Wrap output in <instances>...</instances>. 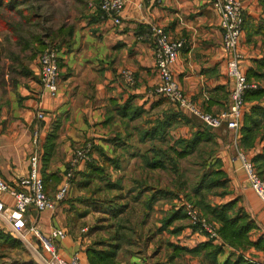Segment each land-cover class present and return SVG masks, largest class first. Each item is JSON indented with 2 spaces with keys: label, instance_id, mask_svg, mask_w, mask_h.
<instances>
[{
  "label": "crops",
  "instance_id": "1",
  "mask_svg": "<svg viewBox=\"0 0 264 264\" xmlns=\"http://www.w3.org/2000/svg\"><path fill=\"white\" fill-rule=\"evenodd\" d=\"M87 1H79L81 4L73 8L64 24L70 34L59 47L55 97L40 84L37 55H23L27 73L18 69L13 79L8 77L7 66L0 70V177L10 187L20 190L19 180L28 174L29 157L36 148L32 144L34 133L42 157L47 135L55 127L54 149L42 168L45 192L50 198L76 152L90 145V160L77 163L66 198L53 210L38 211L29 205L22 215L26 225H35L44 234L52 228L65 230L66 238L55 242L59 254L66 259L78 257L84 264H89L87 249L100 241L101 247L119 243L115 264H223L237 257L251 264H264L262 249L251 244L238 248L228 244L219 234L221 223L211 212L198 207L216 225L217 238H209L191 226L179 207L184 198L179 200L180 194L167 191L169 185L163 181L162 173L169 171L173 182L180 185L182 160L199 157L207 181L214 172L222 176L220 184L210 186V190L206 180L203 186L197 185L204 191L196 193L197 200L210 207L233 202L229 214L244 212L255 224L248 240L254 243L264 238L261 200L235 156L236 147H240L257 171L264 170V163L254 159L264 154V95L245 101L240 127L231 130L204 127L155 92L160 76L150 28L161 26L173 39L184 42L171 71L187 99L212 114L228 108V54L222 48L220 18L211 0H128L119 24L91 11ZM241 5L244 24L239 41L240 66L255 88L264 89V0H241ZM246 117L256 118L253 138L248 143H244L242 134ZM197 129H205L206 138L186 157H177L181 150L177 143L190 138ZM154 159L163 165L150 167L148 163ZM93 163L101 168L100 176L93 181L102 190V199L110 195L114 203L125 204L126 200L129 205L117 214L95 212L105 215L101 216L105 223L109 221L114 227L100 228L92 235L77 224L91 214L83 202L89 186L80 188L78 181ZM195 164H200L198 159ZM1 196L10 205L8 196ZM177 210L184 215L163 226L167 216ZM117 222H126V229ZM6 235L13 240L17 237L0 220V249L10 250L0 258V264H47L32 235L27 234L25 241L37 251L38 258L33 260L19 252L17 257L13 250H19L21 243L7 247ZM206 243L209 245L198 248Z\"/></svg>",
  "mask_w": 264,
  "mask_h": 264
},
{
  "label": "built area",
  "instance_id": "2",
  "mask_svg": "<svg viewBox=\"0 0 264 264\" xmlns=\"http://www.w3.org/2000/svg\"><path fill=\"white\" fill-rule=\"evenodd\" d=\"M128 0H98L97 3H89V8L99 10L102 18H110L115 24L121 22V12ZM211 5L220 18L222 48L228 54L226 64L227 76L231 80L229 89V105L226 110L218 114H212L201 110L196 104L184 95L179 84L174 79L171 65L178 58L183 47V40L173 39L161 26L150 28V38L153 43V54L156 70L160 76V83L155 92L164 95L175 103L180 110L198 117L201 122L211 128L224 126L226 129L238 130L240 119L244 109L242 94L248 87H255L254 83H248L246 75L242 71L240 61L242 55L239 51V41L243 32L244 18L241 0H211ZM60 48L57 45L48 46L38 57L39 80L46 92L55 97L58 92L59 56ZM129 80L130 76L127 77ZM38 118L43 115L37 114ZM32 144L36 147L29 157L28 174L19 180L20 190L10 187L0 177V220L4 222L17 238L25 241L27 234L32 235L38 242L40 253L47 264H84L78 257L66 259L57 250L55 242L66 238L67 233L61 228H52L48 234L42 233L35 225H26L22 215L29 205H34L38 211L53 210L56 203L62 202L68 193V189L75 177V167L79 161L90 160V145L76 152L69 167L64 171L62 179L50 198L44 191L41 175V154L37 134L34 133ZM235 156L240 162L246 179L264 209V180L258 175L252 160L245 152L236 147ZM2 194H6L10 205H6ZM183 210L191 226L204 232L209 238H217L216 225L208 221L200 210L191 202H182ZM8 210H12L10 213Z\"/></svg>",
  "mask_w": 264,
  "mask_h": 264
},
{
  "label": "trees",
  "instance_id": "3",
  "mask_svg": "<svg viewBox=\"0 0 264 264\" xmlns=\"http://www.w3.org/2000/svg\"><path fill=\"white\" fill-rule=\"evenodd\" d=\"M86 1V0H79ZM39 5L35 4L31 0H0V30L8 29L12 32L13 48L8 47L7 52V74L10 79H13L14 72L18 69L24 70V59L23 55L28 58H34L39 52L43 51L48 44L56 43L58 47L63 45L65 37L69 36L70 29H65L64 26L57 28L55 31L50 30V32H45V38L48 42L43 41V35L40 30V20L38 21ZM10 39H6L9 41ZM48 43V44H47ZM248 83H251L248 75L246 76ZM264 95V89L248 87L244 90L242 94L243 102L246 100L259 98ZM243 114V113H242ZM194 118L201 120L193 114H190ZM202 123V122H201ZM203 124V123H202ZM256 124V118L246 117L244 118V123L242 127L243 141L248 143L253 138L252 131ZM204 127H208L203 124ZM55 127L50 133H48L45 144L43 146V154L41 157V175L42 168L46 167L49 159L52 155L54 149V139H55ZM206 138L205 129L194 131L190 138L185 140H180L177 144H180L181 150L177 153V157H186L188 154L192 153L197 145ZM256 161H261L264 163V154H258L255 158ZM150 167H159L163 165L159 160L154 159L152 162L148 163ZM255 167V166H254ZM256 169V168H255ZM257 171V170H256ZM260 178L263 179L264 170L257 171ZM101 168L96 166L94 163L89 164L86 171L81 174L80 180L78 181V186L80 188H88L91 181L95 177L100 176ZM207 172H204L200 178V184L207 179ZM222 176L220 172H214L210 180H206L207 190H210V186L218 185L220 182L218 179ZM43 180V185L44 179ZM75 180V179H74ZM73 180V181H74ZM45 191V185H44ZM190 200V199H189ZM199 202V201H198ZM201 203V202H200ZM197 204V203H196ZM205 205V204H204ZM203 205L205 213L211 212L213 217L221 223L219 228V234L221 237L233 247H245L246 245H253L256 248L262 249L264 251V238H260L256 242L252 243L248 240V232L254 227V222L250 220L244 212H235L233 215L229 214L234 206L233 202L225 203L219 207H210L208 205ZM181 210L172 211L167 218L163 221V226L168 224L173 218L182 215ZM184 215V214H183ZM5 241L10 245H16L20 243L17 240H13L9 236H4ZM103 241L100 243L95 242L93 246L87 249V259L89 264H115V255L118 249L119 243L108 244L107 247H101ZM209 243L202 244L198 248H204L208 246ZM183 250V249H181ZM223 264H251L241 257H237L234 260H227Z\"/></svg>",
  "mask_w": 264,
  "mask_h": 264
},
{
  "label": "rangeland",
  "instance_id": "4",
  "mask_svg": "<svg viewBox=\"0 0 264 264\" xmlns=\"http://www.w3.org/2000/svg\"><path fill=\"white\" fill-rule=\"evenodd\" d=\"M31 1H34L35 4L40 6L39 10H37V13L39 14L38 21L40 20V28H41L40 32L43 35V41L45 42H48L47 39L44 37L45 32L48 33L50 32V30L55 31L57 28L64 26L66 20L68 19L67 17H69L70 14L74 11L73 8L81 4L79 0H31ZM91 2L97 3L98 0H88L86 3V6H89V3ZM90 10L95 11L97 14L100 13L99 10H96L94 8H91ZM11 36H12V32L9 31L8 29L0 30V70H5V67L8 65V59L6 55L9 50L8 47L10 46V48H13V40L10 39L12 38ZM6 39H10V40L7 41ZM51 45H56V43L48 44L47 47ZM41 52L37 54V60ZM58 64H59V56H58ZM197 159L199 160L200 167L199 165L198 167H195L196 165L195 162L197 161ZM201 163H202L201 159L197 156L182 160V162L180 163V166L182 169L180 179L182 183L180 185L177 184V182L176 184L173 182V180L171 179V175H172L171 172L166 171V173H168V176H166L165 172L162 174H164L163 181H166L165 183L169 185L167 188L168 189L167 191L169 192L172 191L174 192V194H178V195L180 194L181 197H178V195L175 197H178L179 200L180 198H184L182 202H186V201L191 202L197 208L201 207L203 210V206L200 202H198L197 196H196V193L198 191L201 193L204 192L202 189L199 190V188L197 187V185L203 186L204 184V183L199 184L198 182L201 178V175L204 172H206V171H203L205 170L204 169L205 165L201 166ZM97 186L98 184L96 183V181H91V183L89 184V189L86 190V196L88 197H86L83 202L86 205L85 209L90 211L91 214L89 217H87V219L80 220L79 222L81 223L77 224L78 228L80 226L86 227L87 228L86 233L92 234V235L94 234L96 230L100 228L114 227V224L112 225L109 221H107L108 223H105L106 221L105 217H101L105 215H101L100 213H97V215H95V212H100V210H103L104 212L117 214L123 211L129 205L126 200H125V204H118L116 200L114 203L110 195L107 197L103 196L104 198L102 199V195L100 194L101 193L100 191L102 190H100L99 188L97 189L96 188ZM114 191H117V190L115 189ZM169 192L166 193L168 199H170L171 197ZM102 200L104 201L106 200L105 203L102 202ZM108 200H111V201H108ZM182 202L180 203L179 207L182 208L183 210ZM76 213H80V212L77 211ZM121 223L122 224L124 223V224L121 225ZM117 224L118 225L120 224L121 229H126L125 228L126 222H117ZM16 238H14V240H16ZM17 241L21 243V247L19 248V250L17 251L13 250V252H17L15 254L17 255V257H18V252H19V254H23L24 256H27L29 260L38 258L37 251H35L32 245H30L26 241L18 240V238H17ZM6 245L7 247L14 246V245H10L9 243H7ZM9 253H10L9 249H6L5 252H3L2 249H0V258L3 256H7V254Z\"/></svg>",
  "mask_w": 264,
  "mask_h": 264
}]
</instances>
